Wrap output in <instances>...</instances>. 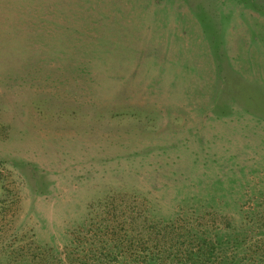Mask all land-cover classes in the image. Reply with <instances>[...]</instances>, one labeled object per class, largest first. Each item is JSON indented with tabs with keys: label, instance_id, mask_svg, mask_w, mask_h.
<instances>
[{
	"label": "rangeland",
	"instance_id": "obj_1",
	"mask_svg": "<svg viewBox=\"0 0 264 264\" xmlns=\"http://www.w3.org/2000/svg\"><path fill=\"white\" fill-rule=\"evenodd\" d=\"M205 243L264 264V0H0V264Z\"/></svg>",
	"mask_w": 264,
	"mask_h": 264
},
{
	"label": "trees",
	"instance_id": "obj_2",
	"mask_svg": "<svg viewBox=\"0 0 264 264\" xmlns=\"http://www.w3.org/2000/svg\"><path fill=\"white\" fill-rule=\"evenodd\" d=\"M117 240L118 239H113L112 238V243H115V242H117ZM119 248L120 246H112V248ZM208 248V244H204V245H201L200 246V252H199V254L198 255H200V257H199V260H197L198 262H199V264H208V262H209V252H207V254L206 255H201V252L205 249V248ZM147 263L148 264H158V262H156L154 259H152V258H148L147 259Z\"/></svg>",
	"mask_w": 264,
	"mask_h": 264
}]
</instances>
